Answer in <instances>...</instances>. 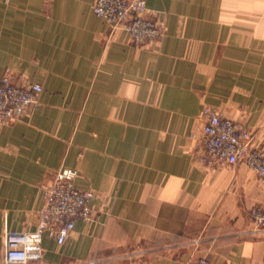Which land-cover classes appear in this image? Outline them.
Segmentation results:
<instances>
[{"label":"crops","instance_id":"0c3cea01","mask_svg":"<svg viewBox=\"0 0 264 264\" xmlns=\"http://www.w3.org/2000/svg\"><path fill=\"white\" fill-rule=\"evenodd\" d=\"M145 1L165 37L138 47L94 0H0V77L43 86L0 128V255L70 168L94 219L31 264H264V179L210 157L202 121L218 108L264 150V0Z\"/></svg>","mask_w":264,"mask_h":264},{"label":"built area","instance_id":"2783aa9c","mask_svg":"<svg viewBox=\"0 0 264 264\" xmlns=\"http://www.w3.org/2000/svg\"><path fill=\"white\" fill-rule=\"evenodd\" d=\"M93 12L111 27H122L133 43L142 47L149 41H160L165 30L151 14L145 0H94ZM43 86L16 79L10 71L0 77V128L13 125L40 105ZM204 144L213 159L236 166L244 164L264 179V150L255 146L254 134L239 120L229 118L218 108L206 107L202 112ZM77 172L62 168L50 183L42 185L43 205L38 211L37 228L33 232L8 234L0 264H31L43 261V237L47 234L64 244L76 222H90L95 210L91 206L94 193L75 187ZM251 221L264 230V205H254ZM81 264H96L94 260ZM186 264H216L201 258Z\"/></svg>","mask_w":264,"mask_h":264}]
</instances>
